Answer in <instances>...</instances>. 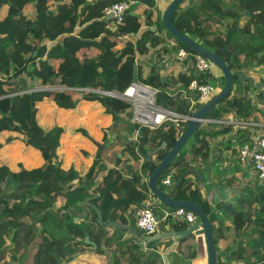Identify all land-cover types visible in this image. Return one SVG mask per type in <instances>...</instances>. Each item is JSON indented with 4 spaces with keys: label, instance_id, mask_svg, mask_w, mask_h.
Returning a JSON list of instances; mask_svg holds the SVG:
<instances>
[{
    "label": "trees",
    "instance_id": "obj_1",
    "mask_svg": "<svg viewBox=\"0 0 264 264\" xmlns=\"http://www.w3.org/2000/svg\"><path fill=\"white\" fill-rule=\"evenodd\" d=\"M118 1L122 0H0V133L10 131L30 138L31 145L45 162L44 166L32 171H12L0 166V264H8L10 260L22 264L33 241L36 248L32 264H68L80 256L85 247L105 254L107 264H163L155 244L142 249L138 243L124 238L126 231L122 229H113L106 237V233L97 231L106 228L99 226L96 210L90 209L85 216V209L77 204L85 199V193L95 183L99 153L104 148L106 136L101 142L94 140L97 148L91 155L92 163L86 174L61 168L55 172L54 160L62 128L56 126L44 131L36 120L37 103L42 101L64 109H73L80 101H98L113 119L124 115L130 120L128 103L76 88L92 85L97 89L111 90L134 80L158 88V103L178 113L190 114L187 95L181 91L187 90L191 80H200L192 67L174 74V68L156 67L147 60L143 61L149 66L144 68L143 62L135 63L137 56L145 55L152 46L160 43L158 31L164 28L160 16L154 18L156 4L153 0H138L141 14L135 13L137 6H133L125 13L123 23L109 30L106 27L108 20L102 17L103 9ZM186 1L177 5L171 23L205 48L218 49L217 53L233 74L230 94L211 108L207 118L224 122L231 119L258 120L263 110L253 102L251 94L255 93L258 103L264 104V92L253 90L248 82L242 86L238 72L250 75L255 67L264 66V0H188L187 5L181 7ZM241 13L246 16L244 23L237 31L230 32L228 49H219L223 46L227 29L235 26ZM152 26H155L154 30L150 29ZM166 34L173 37L168 31ZM177 43L195 53L182 42L177 40ZM90 48L94 53L91 54ZM23 75L44 87L58 82L69 89L56 92L33 89L35 85L29 86ZM209 77L210 74L206 80ZM11 78L18 80L9 87ZM224 122L218 123L217 129L198 127L171 165L158 176L156 185L167 197L189 201L203 208L212 232L217 230L220 233L213 234L217 264H227L221 260L223 256L218 246V239L224 237L222 234L228 228L227 217L231 218L234 237L226 260L264 264V186L255 191L251 184L246 185V191L241 190L233 201L219 203L220 214L209 201L201 198L199 189L202 183L198 178L187 176L174 187L182 174L191 169L195 159L206 162L215 152L209 141H218L217 153L230 149V139L234 137L240 144L250 141L247 129L234 130L232 123ZM180 126L168 122L160 128L149 129L130 123L131 138L123 144L114 167L102 177V185L93 189L100 192L93 202L99 204L101 213H109L113 206H117L119 212L129 211L133 205L139 206L145 201L149 192L145 177L166 154L163 148L156 149L162 142L170 149L181 134ZM135 130L138 131L136 136L133 134ZM227 134L228 139H221ZM152 150L156 152L148 157L147 151ZM219 158L221 154L214 153L213 165ZM138 160H141L140 172L132 168V161ZM233 166L238 169V165ZM170 167H176L177 172L171 188L166 191L160 185V179ZM120 173L128 176L133 188L124 189L123 181L117 180ZM58 197L67 201L53 209ZM152 205L154 213L159 215L157 206ZM111 218L129 225L134 221L127 222L121 213ZM39 225L45 228H39ZM170 226L180 231L186 229L188 223L177 220ZM55 229L62 233L60 237L48 234ZM85 234L95 243V249L92 244L84 242ZM186 239L180 238L177 243L182 244ZM163 245L169 246V240ZM147 250L150 257H147ZM17 251L20 256H16ZM194 255L193 251L191 258ZM173 258L176 264H182L179 252L173 253Z\"/></svg>",
    "mask_w": 264,
    "mask_h": 264
},
{
    "label": "built area",
    "instance_id": "obj_2",
    "mask_svg": "<svg viewBox=\"0 0 264 264\" xmlns=\"http://www.w3.org/2000/svg\"><path fill=\"white\" fill-rule=\"evenodd\" d=\"M153 1L157 8L158 1L160 0ZM138 4V0H122L106 6L103 9L102 14V17L108 20L106 27L109 30H112L118 25H121L123 23L125 13L130 8L137 6ZM164 47L168 48V50L163 51L162 49ZM151 49L152 50H149L145 55L137 56L135 63L138 64L140 60H147L156 67L172 68L173 66H179L177 70H173L174 74L177 71H187L192 67L193 72L200 77V80H191L186 91H181L183 95H187L186 98L189 102L190 114L178 113L165 107L161 103H158L157 95L160 90L138 80L131 81L119 88L111 90L97 89L92 85L88 87H78L76 90L93 92L101 97H111L128 103L131 108L130 123L149 129H157L170 122L181 125L180 127L182 130L191 119L192 112L201 104L211 100L217 91L219 92L220 86L223 82L222 75H214L212 73V68L215 66L208 58L198 54L197 52L193 53L188 51L186 48L179 46L174 37L167 38L161 46L156 49ZM208 74H210V77L206 80L205 77ZM48 86L49 85L45 86L44 89H50ZM58 86V91L69 89L59 83ZM259 107L262 108L263 113L260 114V118L258 120L250 119L245 121L234 119V121L229 120L224 122L222 120L206 118V120L201 124V126L204 127L207 124L213 125L224 122L232 123L234 130L250 129L252 131H256L257 128L263 129V132L253 134L250 136V141H246L242 144L239 143L236 137L230 139V150L235 151L236 161L239 163L241 168L249 167L253 171L256 186L259 187L258 189L264 186V105ZM137 133L138 131L135 130L133 132L134 136H136ZM197 162H201L203 164V160L201 158H197L191 165L195 167ZM176 172V167H170L166 174H164V176L160 179V185L163 188L171 187L173 177ZM152 204L153 203L148 199L141 205L137 206L134 210L133 226L142 234H155L161 220L164 222L167 221L168 223H174L177 220H180L188 223V225L197 221V215L185 207H175L171 210L166 209L163 212L164 214L160 216V221H157Z\"/></svg>",
    "mask_w": 264,
    "mask_h": 264
},
{
    "label": "crops",
    "instance_id": "obj_3",
    "mask_svg": "<svg viewBox=\"0 0 264 264\" xmlns=\"http://www.w3.org/2000/svg\"><path fill=\"white\" fill-rule=\"evenodd\" d=\"M169 1L170 0L158 1L157 8L154 12L155 13L154 18H156L160 12L162 13V11L164 10V8L166 7V5ZM187 3H188V0L186 2H184L181 7L186 6ZM130 13L133 15L132 11H130ZM135 13L141 14V8H138V6H137L135 9ZM243 18H244V16H242L240 18L239 26L244 23ZM154 27L155 26H152L150 29L154 30ZM158 35L160 37V43L154 47L152 46L151 48H153V49H156L157 47L161 46L167 38H172V37L167 36L166 30H164V29L161 31H158ZM132 37H134V35ZM151 48L149 50H152ZM162 50L167 51L168 48H163ZM90 52H91V54L94 53L93 48H90ZM140 62L144 63V66L142 68L149 66L143 60H140ZM169 69H170V67H169ZM143 72L146 73L147 71H143ZM212 73L216 76L222 75V72L219 69H216V67L212 68ZM249 74H250V76L254 77V79L256 81L262 82L264 84V82H263L264 79L261 75H256L255 73H253L252 70L250 71ZM253 94H255V93L251 94L252 97H253ZM87 105H90V104H85V109L87 110V113H88L89 109H93V110L96 109V108H91L90 106H87ZM257 105L261 106L260 103H257ZM95 111H96L95 115L99 116V120L96 123L90 124L92 130L96 129L97 135H93L95 137L94 139L98 142H101L102 137L105 135L106 140L104 141L103 150L99 153L100 163H99V166L97 168V172L94 176L95 183L92 186L91 190H89L88 193H85V199L88 198V202H89L88 205H85V216L89 213L90 209L98 208L99 204H96L93 201H94L95 197L100 195V192L99 191L94 192L93 189H97L98 187H100L102 185V177L104 175H106L107 171L110 168L114 167L115 160L117 157H119L121 155V150L123 148V144L127 141V140H125L124 134L129 129L128 127L123 128V129L121 128L122 124L118 123L119 122L118 117L116 119H114V121H109L110 124L108 125L107 124V121H108L107 118L105 116L101 115L102 110L98 108ZM100 117H101V119H100ZM231 120H234V119H231ZM247 130L250 133V136H252L255 133L263 132L262 128H257L256 131L255 130L252 131L250 129H247ZM228 137H229V134L225 135L221 139H226V138L228 139ZM130 138H131V136H130ZM75 139H77V138H75ZM218 139L221 140L220 138H218ZM211 141H213V142H211ZM211 141H209L210 148L212 150H215V152H214L215 154H217V155L221 154V158L217 159L213 165V161H214V153H213L210 156V158L208 159V161H206V162L203 161V164L201 162H197L195 167H193L191 165V169H195L196 171L202 172L203 181L201 182L202 185H201V188L199 189V192L201 194V198L203 200L209 201V203L212 205V208L215 209L217 212H219L218 214H220L221 210H220V207L218 206L219 203H222V202L227 203V202L233 201V197H234L233 192H235V191H232L231 185H229V182H231L230 177L235 176V177L240 178V175H242V173L244 175V172L242 171V168L239 166V163L236 161V155H235L234 150H232V151L230 149L229 150H222L221 153H217L218 148H220V144L215 140H211ZM71 142H73V141H71ZM87 142L92 144L93 148L92 149L86 148L85 165H87V167H85V173H81L80 169L77 168L76 165H71L69 168V169L77 170V172L80 173L81 175H84L87 173L88 168L92 163L91 155L96 151V148H97L96 144L93 141L89 140ZM87 142H86V144H87ZM87 145H89V144H87ZM61 146H62V144H61ZM60 147H58V148H60ZM59 153L60 152L58 151L57 154H59ZM211 159H212V161H211ZM140 163H141V160L132 161V168L134 171L140 172ZM235 164L238 165L237 170H235V167L233 166ZM208 165H211V167L208 168ZM120 166H121V163H120ZM246 176L247 175L245 174V177H244L245 181H246ZM119 177L120 178H118L117 180L120 179L121 181H123V187L125 190H129V189L133 188V183L131 181H129L130 179L128 178V176L125 173H120ZM191 177H194V176H191ZM225 178H226V180H223ZM147 179H148V177H145V180H147ZM246 184H248V183H245L244 186H246ZM170 188L171 187H166L164 189L167 191ZM148 191H149V188H148ZM236 194H238V193H236ZM148 199L154 205L157 206L156 208L159 210L158 214L160 216H162L164 214L163 212L166 209L167 210L172 209L171 207L160 205L159 202L157 201L156 197L153 194H151L150 191L147 193V197L145 198V201ZM137 206L138 205L135 204L129 209V211H123V212L122 211L119 212L117 210V206H113V208L111 209V211L109 213H106V214L101 213L102 218H103V222L109 221V220L114 221L111 217L113 215L118 216V215H120V213L124 216V219L127 222L131 221L132 219L134 220L133 214H134V210ZM115 222H117V221H115ZM120 224H122V223H120ZM226 224H227V226L232 227L230 217L226 218ZM123 225H129V224H123ZM130 225L133 226V223ZM103 228H106V229H97V231H100L101 233H106V237H108L111 234L113 228H111V227H103ZM116 229H118V228H116ZM168 230H173L172 227L170 226V223H168L167 221L164 222L163 220H161L158 224V227H157L155 233L165 232ZM216 232H217V235L220 234L217 230H216ZM223 235H224V237H220L218 239V246L220 249L222 248L223 250H225V249H227L229 244H232L233 238L231 239V241H229L228 236L225 233L222 234V236ZM124 238L131 239L130 241L133 243H138L140 245V247H142V249H146L147 245L149 246V244H152V243L146 244L145 242L140 240L139 237H135L127 231L124 235ZM100 240H101V238H100ZM136 240H138L140 242H137ZM168 240L170 242V245L165 247L163 244L166 243ZM168 240L161 241L160 244L157 246V253L161 257L163 264H164V258H163L164 255H167L168 264H176V259L173 258V253H177V252H179L182 255V264H183V261L186 259L183 256V252H184L186 247L191 248V253L193 251L195 252L194 257L192 258V264H206L205 243L203 240V235L199 231H197L195 233V235H193L192 238L191 237L187 238L186 241H184L182 244L177 243L178 239L170 238ZM226 241H228L230 243L227 244L226 246H224ZM101 242H102V240H101ZM154 244L156 245V243H154ZM187 244H189V246ZM88 255H90V256L93 255L97 259V261L100 262V264H107V259H106L105 254L95 253L93 250H91V248L85 247V257ZM99 257H101L100 260H99ZM103 257L105 258V260L103 259ZM147 257H150V254ZM189 257L191 258V254ZM221 260L223 262H226L227 264H241V263H236L233 261L229 262L227 260H224L223 258H221Z\"/></svg>",
    "mask_w": 264,
    "mask_h": 264
},
{
    "label": "rangeland",
    "instance_id": "obj_4",
    "mask_svg": "<svg viewBox=\"0 0 264 264\" xmlns=\"http://www.w3.org/2000/svg\"><path fill=\"white\" fill-rule=\"evenodd\" d=\"M182 5L183 3L181 4V6ZM158 15L161 17V12ZM245 18L246 16L244 15L243 19L245 20ZM210 28L214 29V26H211ZM172 68H174V70H177L179 66H173ZM216 69H219V68H216ZM252 71L256 75H261L264 79V66L259 65L255 67L254 69H252ZM22 78H25V81L27 82L29 86L35 85L33 89L44 88V86L38 85L36 80L35 81L30 80L28 77L24 75L22 76ZM17 80L18 79L11 78L9 80V87H11L12 85H15ZM48 88L56 92L58 91L59 86H58V83L56 82L54 85L48 86ZM252 98H253V102L255 103L259 102L256 94H253ZM85 104H90L87 106H90L91 108H96L95 110H97L98 108L101 109L102 110L101 115L107 118L108 125L110 124L109 121H114V119H112L111 114L108 113L105 110L104 106L100 104V102L98 101H94V102L80 101V104L73 109L59 108L52 102L49 103V102L42 101V102L37 103L36 120L38 124L44 129V131H47L56 126L62 128V133L60 134V137H59L58 147H60L61 144L62 146L60 148L57 147V152L59 151L60 153L57 154V157L54 160L55 172H57L60 168L69 169L71 165H76V167L80 169L81 173H85V167H87V165H85L86 148L88 149L93 148L92 144H90L87 141L91 140L94 142L95 137L93 135H97L96 129L92 130L90 124L96 123L99 120V116L95 115L96 114L95 110L89 109L87 113V110L85 109ZM261 105H264V104H261ZM118 118H119L118 123L122 124V127H121L122 129L130 127V120H127L124 115H120L118 116ZM217 125L218 123L213 124V125L207 124L204 127L206 129H216L218 128ZM11 135L12 136L14 135V137L10 138ZM130 136L131 134H130V128H129L124 134L125 140H128ZM86 142L89 145H87ZM44 164L45 162H44L42 155L40 154L38 150H36L31 145L30 138L26 137L25 135L14 134L13 132H10V131H3L0 133V166L4 165L12 171H17L19 169H26L28 171H32L39 166H44ZM242 171L247 175L246 181L244 179L245 174L240 175V178L235 177V176L230 177L231 182H229V185H231V190L235 191L233 192L234 196L238 195L241 190L246 191L245 186H244L245 183L251 184V187L255 191L259 190L258 189L259 187L256 186V182L254 181L255 177L253 175V171L249 167L242 168ZM223 180H226V178ZM0 183H1V176H0ZM66 201L67 200L65 198L58 197L56 199V202L54 203L53 209L56 207H60ZM83 201L80 200L78 201L77 204L82 206ZM83 209H85V206ZM40 227L43 229L45 228L44 226L42 227L39 225V228ZM227 227L228 228L224 231V233L228 236L229 241H231V239L234 237V228L231 226L230 227L227 226ZM48 234H53L57 237H60L62 235V233L56 229L52 232L49 231ZM213 234L214 236L217 235L216 230H213ZM37 238L38 236L35 239ZM136 241L140 242L138 240ZM229 243L230 242L226 241L224 246H226ZM231 247H232V244H229L227 249L225 250H223L222 248L220 249L224 260H226L227 250L230 249ZM35 248H36V242L33 241L30 243V247L28 248V251H27V256L25 258V261L22 264H32V254L34 253ZM146 254H148L147 256H149L150 251H147ZM20 255H21L20 251H17L16 256H20ZM100 259L101 257H99V260ZM103 259L105 260L104 257ZM15 263H16L15 261L10 260L8 264H15ZM68 264H100V262H98L97 259L93 255L92 256L88 255L85 257V251H83L80 254V256H78L76 259L72 260Z\"/></svg>",
    "mask_w": 264,
    "mask_h": 264
},
{
    "label": "water",
    "instance_id": "obj_5",
    "mask_svg": "<svg viewBox=\"0 0 264 264\" xmlns=\"http://www.w3.org/2000/svg\"><path fill=\"white\" fill-rule=\"evenodd\" d=\"M182 0H170L164 10L161 13V23L163 28L168 31L176 40L182 42L183 44L192 48L195 52L200 55L205 56L208 58L216 68H219L222 72V85L220 86V90L217 95L209 100L206 103L201 104L197 107L191 114V119L187 122L186 126L181 130V134L176 139L174 145L167 149L166 143L162 142L161 145L156 149L163 148L166 151L164 157L160 160V162L156 165V167L151 171L148 176L147 184L149 191L156 197L159 204L168 206V207H185L188 210L193 211L197 215V221L193 224L188 225V227L184 230L176 231V230H168L165 232H158L153 235H145L140 233L138 230L134 228L132 225H123L115 221H105L103 222L102 214L98 208H95L97 212V221L100 227H111L113 229H122L135 237H139L140 240L145 242L146 244L149 243H156V248L163 240H168L170 238L180 239V238H189L191 235H195L197 231H201L203 235V240L205 243V250H206V264H217V251L215 247V239L213 236V232L209 223V219L205 214L202 207L199 205L183 200H177L173 197H167L162 190L158 188L156 185V180L158 176L168 168L172 161L175 159L179 151L182 149L186 141L189 137L201 126L202 122L206 120L207 115L211 108L216 105L218 102L222 101L226 98L232 88V80L233 74L229 67L227 66L225 60L217 53L218 49L209 50L205 48L200 43L196 42L194 39L187 36L185 33L179 31L172 23H171V16L176 9L177 5ZM244 13L239 14L236 24L233 28H228L225 37L223 46L219 49L227 50L228 49V39L229 34L231 31H237L239 29V20ZM35 53V52H34ZM238 81L244 86L245 82L250 84V88L256 90L257 92H264V84L262 82L256 81L254 77L250 75H245L243 72H238ZM156 150L147 151L146 155L150 157ZM212 161V159H211ZM187 176H194L198 178L200 182L203 181V176L201 171H196L195 169H189L182 176L175 182L174 187L179 185L180 181L187 177ZM88 198L84 199L82 203V208L85 205H88ZM157 221H160V215H156ZM84 242L91 243L95 248L96 245L94 242L89 241L88 234L84 236ZM158 242V243H157ZM191 248L186 247L183 256L186 258L183 261V264H192V258H190ZM164 264H168L167 262V255H164Z\"/></svg>",
    "mask_w": 264,
    "mask_h": 264
}]
</instances>
